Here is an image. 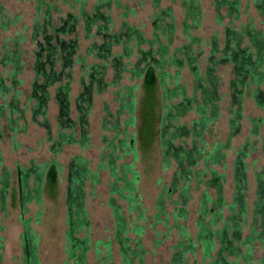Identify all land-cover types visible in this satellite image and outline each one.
Returning <instances> with one entry per match:
<instances>
[{"label":"trees","instance_id":"trees-1","mask_svg":"<svg viewBox=\"0 0 264 264\" xmlns=\"http://www.w3.org/2000/svg\"><path fill=\"white\" fill-rule=\"evenodd\" d=\"M45 2L37 0L35 6V20L32 27V40L41 42L36 44V60L34 63L35 81L32 85V96L34 105L32 108L33 119L39 116L45 119L46 107L50 101L47 89L56 85V100L59 105V115L57 117L58 126L56 140L50 150L59 153L61 145L79 144L82 147L90 145V134L88 131L87 117L91 109L92 93L95 90L100 93L107 86L104 77L107 74V67L112 68V81L109 85L116 86L123 79V75L130 73L132 79L140 81L141 97L137 104V86L125 88V92L116 93L118 108L115 115L107 112L104 117L103 129L113 133L112 138L103 136L102 141L106 145L108 154L102 153L98 170L94 173L86 160L80 156L71 159L67 167L66 176V255L72 264H87V254L91 249L89 238V220L85 211V185L89 181L91 185L99 184L98 172L105 170L108 172L110 182L108 184V207L113 218V240L117 244L121 257V264H145V250L142 239L145 234L144 226L140 224L145 221L144 210L141 207L138 196V184L140 180L139 172L136 170L134 162L138 160V153L150 150L156 141L162 147V157L165 167L170 164V158L177 163L179 171L175 175L172 187L164 195L165 190L158 196L156 202V212L153 216L154 225L161 222V216L166 215V196L170 199L172 193L179 188L181 180V196L185 203L188 201V184L191 180L192 165L197 158L204 161L203 168L211 171L213 180H209L207 186H220L225 177L218 175L211 170L217 165L221 156V146L216 145L212 150L206 152L200 144L203 143L204 132L214 124L219 117L218 94L220 79L216 76L217 67L222 65H232L234 79L231 82V89L234 91L232 98L237 104V108L232 112L229 128L233 135L239 131V120L241 117L242 98L246 95L253 100L254 104L264 110V90L260 86L264 85V36L262 32L248 24L240 30H225V41L223 47L219 48V40L215 36L210 43L207 66L203 75L199 74V56L196 48L200 40L193 36L199 29L202 21L200 0H180L183 10L182 35L187 40L186 45L170 51L175 38V19L172 8L161 9L162 0H153L152 6L154 15L152 17L153 36L151 39L143 37L136 27H131L127 23L122 24L119 33L111 32L112 19L106 10H111L121 6L120 0H97L92 9V13L85 10L84 0H61L63 4L72 3L78 7L77 14H67L65 18H59L61 24L58 27L53 25L52 14L57 11L56 0ZM130 1V0H126ZM171 3L176 0H169ZM260 15H264V0H254ZM215 21L219 24L225 18L231 17L236 21L240 14V0H213ZM222 10L224 14H222ZM58 12V11H57ZM126 14H135L130 10ZM123 16V17H124ZM16 21H7L3 24L4 30H8L10 25H15ZM83 25L86 36L90 37L94 29L95 36L101 37V44H91L86 55L100 59L102 65L93 63L89 66H82L88 73H83L82 80L86 77L87 84L83 86V92L77 98V122L69 118V91L70 74H64L65 68H70L71 56L77 47L75 40L63 41L58 38L60 34H75L79 24ZM246 41V42H245ZM23 39L14 38L11 43H6L5 51L0 56V66L7 69L4 73L9 85L0 78V96L4 99L10 94L7 104L0 106V116L6 118L7 129L12 134V141L16 140L18 133L25 132V126L20 129L17 123L24 119L25 109H19L18 86L22 83L20 76L24 71L22 62V50L19 49ZM54 42V43H53ZM245 42V44H244ZM147 49H143V46ZM120 48V53L112 56V49ZM136 51V54L134 53ZM136 57V61L129 65H122V60ZM46 57V59H45ZM84 59H78L76 63L83 65ZM62 65V70L55 72L57 63ZM48 66V68H47ZM189 67L193 75V95L190 97L186 87L181 82V72ZM170 70H174L172 73ZM41 80V83L38 80ZM84 85V83L82 82ZM199 93L200 98L196 99ZM80 101V102H79ZM85 103V107L82 104ZM7 107V116H4V109ZM193 112L196 119L192 121L190 128L186 124H179V121ZM16 116V118H13ZM125 116L123 120L121 117ZM107 118H112L113 124L107 127ZM137 136H129V130L135 128L136 122ZM250 134L254 137L260 135L264 121L257 119L252 121ZM41 126L49 129L47 121ZM171 129V134L167 130ZM79 132V139L76 132ZM194 137L192 148L186 149L175 147L173 141L188 135ZM3 133L0 131V139ZM167 137V138H166ZM247 143V142H246ZM246 143L237 151V159L234 163L233 176V200L227 208L220 195L215 200L206 194L202 197V203L195 222L196 232L191 236L186 227L180 226L177 219H186V212L177 210L174 214L173 228L178 233V240L171 247V257L169 264H188L190 257H195L200 253L202 264H264V252L258 262H254L256 246H260L264 251V168L256 175V200L252 205V224L247 235L243 236V229L246 226L248 210L245 201L247 191V167L244 159L249 154L246 151ZM196 155V156H195ZM132 157V161L125 163L123 160ZM248 157V156H247ZM197 158V159H198ZM187 162L189 169L184 165ZM198 172L196 176L203 173ZM18 181L20 186L18 208L20 210L19 222L23 229L21 235L22 249L24 255L22 264H41L38 257V238L31 227V219L25 218L27 214V204L35 201L37 205L42 204V194L54 197L61 167L56 161L46 163L42 166L31 164L30 168H17ZM32 177V189L29 187ZM181 178V179H179ZM11 186V174L3 168L0 155V202L5 211V199ZM125 203L128 213L136 214V221L123 213V208L119 202ZM229 215L224 216V208ZM40 218V212H37ZM166 225V221L163 222ZM153 225V226H154ZM85 232V237L79 235ZM158 236V234H157ZM166 237V235H164ZM163 237V239H165ZM112 241L97 242L95 247L96 257L100 254L98 246L105 248V254L99 264H112ZM1 261V256H0ZM68 261V260H67ZM194 264H197L194 262Z\"/></svg>","mask_w":264,"mask_h":264},{"label":"rangeland","instance_id":"rangeland-1","mask_svg":"<svg viewBox=\"0 0 264 264\" xmlns=\"http://www.w3.org/2000/svg\"><path fill=\"white\" fill-rule=\"evenodd\" d=\"M37 0H0V56L5 51L6 43H11V40L23 39L19 49L22 50V62L24 64V71L19 77L21 84L18 86L19 92V109H25L24 119H20L17 126L21 129L25 126L24 133H18L16 140L12 141V134L7 129V122L5 117L0 116V131L3 133V137L0 139V155L2 159L3 168L9 171L11 174V188L7 193L5 199V211L2 209L0 202V264H22V258L24 251L22 249L21 235L23 229L19 222L20 210L18 208L20 186L18 181L17 168L24 167L30 168L31 164L36 166H42L46 163L56 161L61 167V174L59 175L57 188L54 197H49L43 192L41 200L42 204L37 205L35 201L29 202L27 206V214L25 218L31 219V227L34 234L38 238V257L41 264H72L67 259L65 252L66 240V205H65V192L67 187L66 176L67 167L72 158L80 156L83 160H86L89 168L96 173L100 162V156L102 153L108 154L105 143H103V136L112 138L113 133L111 131H105L103 129L104 117L107 112L115 115L118 103L116 102V93L121 91L125 92V88L137 86L135 92L137 104L141 97L140 81L132 79L131 74L127 73L123 75V79L119 82V85H109L112 81V68L107 67V74L104 77V83L107 86L100 93L95 90L92 93L91 109L87 117L88 131L90 134V145L82 147L79 144L73 145H61L59 153H53L50 148L53 142L56 140V132L58 126L57 117L59 115V105L56 100V88L57 84L50 86L47 91L50 101L46 107L45 119L36 116L33 119L32 108L34 100L32 96V85L35 81L34 63L36 60V43L41 42V38H37L38 41L32 40V27L35 20V6ZM85 10L88 13H92V9L97 0H84ZM121 6H127L126 8H115L112 5L111 10H106L112 19V33H119L122 29V24L127 23L131 27H136L143 37L151 39L153 36L152 17L154 15V9L152 6L153 0H120ZM45 2L52 3L51 0H45ZM57 11L52 14L53 25L58 27L61 22L59 18H65L67 14H77V5L72 3L63 4L61 0H56ZM161 9L168 7L172 8L175 19V41L170 49L172 52L174 49L180 48L183 44H187V40L182 35V22H183V10L180 4V0L171 3L169 0H162L160 2ZM200 7L202 13V21L199 29H197L193 36L199 38L200 43L196 48V54L199 56V74L203 75L207 66V58L210 51V43L216 36L219 40V48L223 47L225 41V30L236 29L240 30L243 26L248 24L253 25L256 30L262 32L264 36V15H260L258 8L256 7L254 0H240V14L236 21H232L231 17L225 18L221 24L215 21V11L213 0H200ZM134 10L135 14L124 13ZM224 14V11L221 12ZM124 16V17H123ZM16 21L15 25H10L8 30H4L3 24L7 21ZM95 31L92 30L90 37L85 38L86 33L83 29V25L80 23L76 29L75 34H60L58 38L63 41L75 40L76 49L71 56L70 68H65L64 74H70V91H69V118L77 122V98L83 92V86L87 84V78L82 80L83 73H88L87 69H81L82 66H89L93 63H97L100 66L102 62L100 59L92 58L86 55L87 50L91 44H101V37L94 35ZM246 42V41H245ZM244 42V44H245ZM54 43V42H53ZM143 49H147V46H143ZM120 53V48L114 47L112 49V56ZM136 54V51L134 50ZM46 59V57H45ZM78 59H84L83 65L76 63ZM136 61V57L133 56L130 59L122 60V65L129 63L127 68H132V64ZM48 68V66H47ZM7 69L0 66V78L5 80V84L8 86L9 82L5 77ZM55 72L62 70V65L58 62L54 67ZM232 65H222L217 67L216 76L220 79L218 94L219 102V117L216 119L213 125L209 127L203 135V143L200 144L202 149L206 152L212 150L216 145L221 146V160L217 165L210 168L218 175L225 177L223 183L220 186H207L209 180H213L210 175L211 171H206L203 168L204 161L202 158L195 159L196 161L192 165V177L188 184V201L185 203L181 194V188L183 187V181L179 185L176 192L172 193L170 199L165 202L166 215L161 216V222L154 225L155 219L153 216L156 212L155 206L158 196L165 190L164 195L168 193L172 187L173 179L179 168L174 159L170 158V165L165 167L163 163L162 147L157 140L154 146L147 152H139L138 160L134 162L136 170L139 172L140 180L138 184V196L140 197L141 207L144 210L145 221H141L140 224L144 226L145 234L142 239V244L145 250V264H169L171 257V247L174 246L178 240V233L172 227L174 214L177 210L186 212V219L177 218V223L180 226L186 227L191 236H194L196 232L195 222L198 218V212L202 203V197L206 194L211 199L215 200L218 196L219 188L220 195L222 196L225 208L230 206L233 200V176H234V163L237 157V151L246 143V151L249 154L244 159L247 167V191L245 195L246 206L248 210L246 226L243 229V236L247 235L248 230L252 224V205L256 200V175L261 173L264 168V139L261 137L263 129L260 130V135L254 137L250 134L252 129V121L262 119L264 121V110L257 107L253 100L249 96L242 98L241 117L239 120V131L230 135L231 130L229 128V122L232 112L236 110L237 104L232 98L234 91L231 89V82L234 79ZM174 73V70H170ZM8 73V72H7ZM41 83V80H38ZM84 83V85L82 84ZM181 82L185 85L188 95H193V75L191 69L186 67L181 72ZM264 90V85L260 86ZM196 99H199V93L196 94ZM10 99V94L5 99L0 96V106L4 103L7 104ZM80 102V101H79ZM85 107V103L82 104ZM7 107L4 109V116H7ZM13 118H16L14 116ZM125 116L121 117L123 120ZM196 119V115L190 112L184 118L179 121V124H186L190 128L193 120ZM44 121H47L49 129L45 126H41ZM107 127H111L113 124L112 118L106 119ZM139 120L136 122V126L130 129L129 136H137V126ZM168 134H171V129L167 130ZM79 139V132H76ZM167 138V137H166ZM194 137L190 134L181 139H175L173 145L175 147H182L186 149L192 148ZM125 163L131 162L132 157L128 156L123 160ZM186 169H189L187 162L184 164ZM203 173L196 176L198 172ZM181 179V178H179ZM99 184L91 185L88 181L85 185V211L89 220V238L91 242V249L87 254V264H99L105 254V248L98 246L100 254L96 257L94 245L97 242L112 241V264H121V257L118 252V247L114 238L113 218L111 210L108 207V184L110 177L108 172L100 170L98 172ZM32 177L30 178L29 187L32 189ZM123 208V213L127 215L131 221H136V214L131 216L128 213L125 203L119 202ZM224 208V207H223ZM224 208V216H228V211ZM37 212H40V218H37ZM166 221V225L163 222ZM154 225V226H153ZM158 234V236H157ZM166 235V237H164ZM80 238L85 237V232L79 235ZM163 237L165 239H163ZM263 250L260 246H256L254 262H258ZM68 260V261H67ZM202 264L200 253H197L195 257L189 258L188 264Z\"/></svg>","mask_w":264,"mask_h":264}]
</instances>
